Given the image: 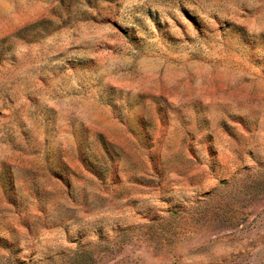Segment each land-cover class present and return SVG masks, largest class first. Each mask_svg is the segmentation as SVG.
I'll use <instances>...</instances> for the list:
<instances>
[{"label":"rangeland","instance_id":"rangeland-1","mask_svg":"<svg viewBox=\"0 0 264 264\" xmlns=\"http://www.w3.org/2000/svg\"><path fill=\"white\" fill-rule=\"evenodd\" d=\"M0 264H264V0H0Z\"/></svg>","mask_w":264,"mask_h":264}]
</instances>
